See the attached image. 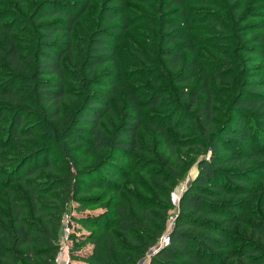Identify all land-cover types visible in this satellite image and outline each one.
<instances>
[{"label":"trees","instance_id":"16d2710c","mask_svg":"<svg viewBox=\"0 0 264 264\" xmlns=\"http://www.w3.org/2000/svg\"><path fill=\"white\" fill-rule=\"evenodd\" d=\"M166 1V21L158 43L165 69L176 73L173 80L184 106L171 102L169 113L149 118L144 112L162 110L166 94L159 89L147 92L141 88L144 92L137 93L126 88L127 113L112 133L102 125L113 117L111 102L125 90L122 83L126 78L116 56V46L131 24L124 20L125 0H106L99 9L95 20L100 25L87 33L84 56L78 59L79 71L74 73V33L88 14L91 0H39L28 17L0 9V182L4 181L0 195L5 192L9 202V222L5 224L0 217V264H56L62 217L72 201L76 208L67 225V264H142V260H146L144 264H264V217L251 211L257 184L264 183V164L239 168L264 153V83L258 78L245 81L227 107L226 119L216 127L219 102L215 82L206 68L197 73L200 60L196 55L197 48L210 49L219 42L203 43L192 35L218 15L227 16L228 8L235 10V22L240 21L239 7H235L238 0H227L228 4L224 0ZM200 6L220 10L203 19L187 12V8ZM224 20L217 23L226 36L229 32ZM255 26L250 37H259L255 35L258 32L262 35L252 50L259 47L260 51L249 54L264 60V25ZM244 41L241 37L240 42ZM27 46L32 47L30 55ZM225 60L231 64L228 58L220 62ZM76 72L79 77L72 78L82 87L90 85L98 91L84 93L77 106L65 109L66 103L75 100L68 84L70 74ZM22 83L31 86L30 95L19 87ZM38 119L59 128L50 137L52 142L64 139L76 146L82 136L93 138V151L105 154L98 168L74 172L68 165L60 171L50 160L56 147L50 151L47 146L35 145L23 154L20 163L2 155L12 144H25L41 136L44 129H40L41 121L35 123ZM194 119L201 124L210 154L198 161L196 175L179 197L169 244L148 256L167 231V214L172 207L170 191L161 186H175L182 178L177 166L169 169L168 176L157 173V187H152L157 201L136 198L124 191L122 183L132 172L145 171L147 163L138 157L147 152L140 138L144 122L173 155L176 148L191 147L197 137L184 139L186 146L173 143L166 131L185 132ZM42 172L58 177L36 181ZM14 185L24 195L18 194ZM95 189L108 194L101 195V201L87 197ZM100 202L101 212L87 211ZM77 225L85 232H79Z\"/></svg>","mask_w":264,"mask_h":264},{"label":"rangeland","instance_id":"374dc122","mask_svg":"<svg viewBox=\"0 0 264 264\" xmlns=\"http://www.w3.org/2000/svg\"><path fill=\"white\" fill-rule=\"evenodd\" d=\"M39 0H0V9H5L8 11L12 10V13L28 17L30 13ZM145 2L141 5L135 1L125 0V15L124 20L130 24L123 34L121 40L116 46V56L120 65L121 73L124 76L125 82L122 83V87L125 90L118 92L117 100L111 102V107L113 109V117L107 118L105 124L102 125L108 133H112L114 127L119 125L124 119L127 108L125 105V93L126 88L137 93H143L145 91H150L151 89H159L160 92L166 94L164 102H162V110L149 109L144 112L147 117H155L161 114H166L171 111V102L173 104H178L179 106H184V101L179 99L178 87L175 85L173 78L176 73H172L165 69L164 60L162 57L160 36L162 35L160 29L162 24L165 23V14L163 9L167 1L159 2V0H139ZM214 0L208 1V3ZM106 0H91V7L89 12L84 18L78 23L77 29L74 33L76 39L75 51H76V63L71 66L73 73L79 71L78 59L84 56L87 43V33L91 32L96 27H99L100 21L95 20L96 14L99 9L105 4ZM227 2V0H224ZM230 7V6H229ZM235 7H239V17L240 21L235 22V10L232 8L231 11L228 8L226 20L223 16H217L213 23H206L202 26L203 30H197L193 33V37L201 39L203 43L206 41L208 43H213L214 41L219 42L212 46L210 49L204 47L197 48V58L200 60L199 66L197 68V73L201 72L202 67L208 70L209 75L212 76V80L215 82V94L218 99V118L216 122V127L220 126L226 119V109L232 101L236 93H240L243 89L245 81L249 78H258L262 83H264V60L257 56L249 54L250 51L258 52L259 47L252 50V45L257 44L256 40L261 37L262 33L259 32L255 34L256 36L250 37L251 33L256 32L255 24L261 23L264 25V0H238ZM23 9H25L23 11ZM219 8L217 6H200L195 8H187V12L194 15L195 19H203L205 16L215 13ZM220 10V9H219ZM175 14V12L173 13ZM175 16V15H173ZM13 17V16H12ZM225 19V20H224ZM220 20H224L226 23L225 28L228 29L229 34L226 36L222 35V30L219 29ZM235 22V23H234ZM93 28V29H92ZM234 28L233 30H231ZM232 36V37H230ZM244 38V42H240V38ZM233 39V40H232ZM33 46V45H32ZM257 49V50H256ZM262 49V48H261ZM32 47L27 46L26 53L30 55L32 52ZM264 51V50H262ZM185 56V55H184ZM228 58V61L223 64L222 59ZM218 63V64H215ZM105 67L100 71L95 73H101L104 71ZM70 74L71 84H68V89L74 95L75 100H70L65 104V109L69 107L77 106L80 101H82L83 96L88 93H95L98 91L97 88L93 86L82 87L79 80L72 78L73 76L79 77V73L76 72L75 75ZM148 79L156 81L157 86H153ZM195 79L193 80V82ZM86 84L90 82H86ZM192 83L191 87H193ZM19 87L24 91L25 95H30L29 84L22 83ZM78 89V91H77ZM264 91V90H263ZM85 93V94H84ZM41 119L35 121L38 123ZM40 129L39 133L41 136L35 137L31 142L25 141V144H12L7 151L3 152L2 155L9 157L8 159L14 163L22 162L23 154H26L35 145L40 147L47 146L49 150H53L52 156H50L51 163L58 170L66 169L67 166L71 168V171L76 172L77 170H88L98 168L101 164V160L104 159L105 154H97L91 148V143H93V138H88L87 136H82L81 142L76 146H72L70 141L64 140L63 137L58 142L55 143L50 140L53 137L54 131L59 129L54 124L39 122ZM50 130L48 131V129ZM144 135L140 138L142 139V145L146 147V154H140L138 157L147 163L145 166V171L132 172L131 178L125 180L122 184L124 191L134 195L138 199H144L147 201H157L156 193L152 190V187H157L158 181H156V174L161 173L164 176H168L169 169L171 167H178V175L182 178L181 181L175 186L163 185L161 186L163 190L170 191L171 200V210L167 214V225L171 223V218L175 216L178 209V201L182 191L185 189L188 182L194 178L197 173V163L202 158H207L210 154L207 149V142L202 138L200 131L201 124L198 121H193L191 126L182 133H176L172 130H167L171 137L173 143L186 144L187 138L197 137V140L193 142L191 147H186L184 149H175V153L171 155L170 151L167 149L165 141L161 139L152 129H150L147 124L143 123ZM264 133V132H263ZM48 136V138H47ZM45 137V140H41ZM48 139V140H46ZM190 140V139H188ZM51 155V154H50ZM264 164V153L259 156L257 160H251L248 164L241 163L239 168H254L259 167ZM124 165V164H123ZM101 175V170L98 171ZM1 173H5V167L1 169ZM57 174L40 173L36 176L35 180L40 182L50 181L56 179ZM155 182V183H154ZM4 187V181L0 182V189ZM12 188L18 193L23 194V191L19 189L18 186L14 185ZM3 191V190H2ZM160 193V192H158ZM108 194V192H101L99 189L93 190L92 193L87 195V197L99 198L101 201V195ZM264 183L259 182L256 188V195L253 199L251 211L258 217H264ZM164 202L165 200H160ZM74 208H76V203L72 201L68 205V211L64 213L62 217L61 227L58 233V243L60 246V251L56 258L57 262H61V254L66 253L68 240L65 236L67 225L69 221L73 218ZM9 202L6 198V193L2 192L0 195V217L3 219L4 223L9 222L8 217ZM88 212L97 213L101 212V202L99 206H95L87 210ZM79 232H85L81 229L79 225L76 226ZM63 246V248H62ZM237 247V246H235ZM64 262V261H63ZM141 263H144L142 260Z\"/></svg>","mask_w":264,"mask_h":264},{"label":"built area","instance_id":"2783aa9c","mask_svg":"<svg viewBox=\"0 0 264 264\" xmlns=\"http://www.w3.org/2000/svg\"><path fill=\"white\" fill-rule=\"evenodd\" d=\"M175 217H176V214H175L174 217L171 218V223H170V225L168 226L167 231L161 236V238L158 240L157 245L154 247V249H152V250L149 252L148 256H149L150 254H154L159 248L164 247V246H167V245L169 244V240H170V239H169V231H170V228H171V226H172V224H173V222H174ZM68 232H69V230L66 229L65 236H67V238H66L67 240H68ZM63 246L67 247V250H68V244H67V246H66L65 244H64ZM63 246H62V248H63ZM145 262H146V260H144V263H145ZM67 263H68V260H67L66 263H63V262L58 263V262H57V264H67ZM144 263H142V264H144Z\"/></svg>","mask_w":264,"mask_h":264},{"label":"crops","instance_id":"0c3cea01","mask_svg":"<svg viewBox=\"0 0 264 264\" xmlns=\"http://www.w3.org/2000/svg\"><path fill=\"white\" fill-rule=\"evenodd\" d=\"M61 262H63V263H66L67 262V260H68V250L66 249V253H62L61 254Z\"/></svg>","mask_w":264,"mask_h":264}]
</instances>
